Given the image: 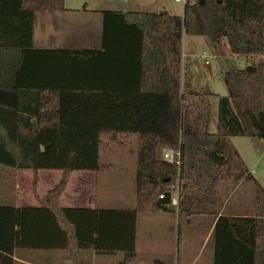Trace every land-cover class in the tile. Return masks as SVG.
<instances>
[{
    "label": "trees",
    "instance_id": "trees-1",
    "mask_svg": "<svg viewBox=\"0 0 264 264\" xmlns=\"http://www.w3.org/2000/svg\"><path fill=\"white\" fill-rule=\"evenodd\" d=\"M65 2L0 0V166L62 173L46 197L35 194L37 207L0 206V264H16L17 250L62 251L70 264H87L79 254L92 250L129 264L138 255V214L160 211L217 218L214 264H264V189L257 185L255 217L220 216V186L254 180L232 138H264V0H188L184 16L105 11L101 50L37 49V14L67 12ZM184 35L215 47L226 40L231 53L260 59L226 73L216 133V95L183 78ZM177 100L180 140L159 125ZM130 138L137 207H63L73 173L107 169L103 149ZM163 148L181 151L180 167L158 158Z\"/></svg>",
    "mask_w": 264,
    "mask_h": 264
},
{
    "label": "rangeland",
    "instance_id": "rangeland-1",
    "mask_svg": "<svg viewBox=\"0 0 264 264\" xmlns=\"http://www.w3.org/2000/svg\"><path fill=\"white\" fill-rule=\"evenodd\" d=\"M66 6L70 11H75L68 17L64 13L54 14L61 19L58 35L55 38L56 47L66 49H99L101 47V37L103 32V12L105 11H126V12H145L151 14L169 13L173 16H184V4L176 0H66ZM38 15L34 25L36 47H47V27L39 24ZM70 20L71 25L64 26L63 21ZM52 26L56 27L55 23ZM45 31V32H44ZM45 33V34H44ZM46 43V44H45ZM54 43V44H55ZM183 62L187 69L188 79L192 86L198 90L208 88L214 96L211 99L212 118L210 131L218 130V109L219 97L227 96L228 90L225 83V75L232 69H242L260 60L258 57H244L231 53L230 48L224 40L222 44L215 47L209 37L190 36L183 37ZM180 103L175 102L172 118L164 117L162 130L170 135H174L178 140L181 139L179 132ZM172 125V132L169 126ZM123 145L107 147L101 152V163L108 166L102 172L91 173L97 179L94 181L97 187L95 205L97 209H133V203L137 196V143L136 139L130 138L123 141ZM233 144L241 153L244 161L253 174L254 180L244 181L236 194L237 204L240 210L247 213H256L258 203L259 188L264 189V138L239 137L233 138ZM5 168V169H4ZM4 170V171H3ZM3 171V173H1ZM16 175V182L21 184V190L26 196L32 198L31 201L25 199V204L31 202L33 207L38 203L33 199L34 194L43 195L51 188L38 184V181L49 178L51 181H60V171H41L37 177L33 173L24 175L23 172L12 168L0 166V193L13 194V184L11 177ZM76 172L75 180L79 174ZM11 177H10V176ZM36 182L35 190H32ZM225 186H234L232 182H224ZM93 185V184H92ZM174 190L173 197H176L178 185L171 186ZM223 188L221 193L229 194ZM10 191L11 193H8ZM68 191V190H67ZM75 191V187L69 189L62 199V206L68 208H81V202L70 199ZM74 196L82 199L81 193L74 192ZM39 196V194H38ZM13 197V196H12ZM87 199L89 202L90 198ZM90 203V202H89ZM10 205V204H7ZM93 206L94 203L88 204ZM194 217V216H192ZM187 216L179 218L177 213L162 214L160 217L145 221L142 214L138 215V240L137 249L140 253L150 254L158 260L170 264H183L184 261H204L202 243L205 240L207 228L204 225H188ZM167 220V221H166ZM186 254V256H185ZM62 251H38L21 250V257L33 264H70L66 262ZM144 256V255H143ZM143 258H146L145 256ZM97 261V259H95ZM147 262V258L144 259ZM93 264V261L92 263ZM95 264H100L97 261ZM145 264V262L141 263Z\"/></svg>",
    "mask_w": 264,
    "mask_h": 264
},
{
    "label": "crops",
    "instance_id": "crops-1",
    "mask_svg": "<svg viewBox=\"0 0 264 264\" xmlns=\"http://www.w3.org/2000/svg\"><path fill=\"white\" fill-rule=\"evenodd\" d=\"M65 6H66V2H65ZM66 9H67V12H64L63 15H66L68 17L72 16L73 13L75 12L72 10L70 11V9H68L67 6H66ZM121 12H126V11H121ZM58 13L59 12H40L37 14L36 21H37L38 15L41 14V16H39V20H40L39 24L42 25L43 27H47V32H46L47 33V35H46L47 39H46V41H49V43L47 44V47H40V48L36 47L35 33H34V44H35V47L37 49H40V50H101L103 48L102 47V43H103L102 40H101V47L99 49H66V48L64 49V48L56 47L57 43H55L56 42L55 38L52 37V35H58V32H56V29H57V31L60 30L59 25L61 23V19L58 16H54V14H58ZM36 21H35V23H36ZM53 22L55 23L56 27L52 26ZM63 24H64V26H66V25L73 24V22L70 20H64ZM61 25H62V23H61ZM34 31H35V29H34ZM102 38H103V32H102L101 39ZM183 78H184V81L190 83V81L188 79L187 69H186V67H184V62H183ZM218 114H219V109H218ZM171 115H172V113H167L164 115V117H170V119H171L172 118ZM164 117H163V119H164ZM161 124H162V122H161ZM172 127H173L172 125L169 126L170 131L172 130ZM209 131H210V128H209ZM210 132L216 133L214 131L213 132L210 131ZM236 138H239V137H236ZM232 142H233V138H232ZM3 171L1 173H3ZM43 171H45V170H43ZM46 171H48V170H46ZM102 171H104V170H102ZM102 171H99V172H102ZM250 171H251V169H250ZM40 172L41 171H39L37 175H39ZM23 173H24V175H28L29 173H32V172H23ZM75 173L76 172H74L72 177H71V182H70L67 190L69 191V189L75 187L74 192L79 191L81 193L80 196H82L83 198L82 199H80L81 197L77 198L76 196H74L75 193L73 192V194L70 196V199H73L78 203L81 202V204L83 206L81 208L97 209L96 205H95V198H96L95 196L97 193V187H96L97 181H96V183H94V181L97 178L95 176L91 175V173H98V172L81 173L78 175L76 180H75V176H74ZM252 173L254 174L255 172L253 171ZM16 175H17V173H14L12 177L9 175L11 177L12 182H14V184H13L14 193L11 195L10 194L7 195V194H5L6 192L5 193L1 192L0 193V206L1 205L14 206L16 208L33 207L30 205V204H32L31 202H33V201H31L32 198L30 197V195L26 196V193L23 190H21V184L16 182ZM34 176H35V174H34ZM61 176H62V173H61ZM35 177H37V176H35ZM60 180H61V177H60ZM38 181L40 182L38 184V187H39V185L43 186V184H44L45 187H47V188H49L48 186H51V188H53L52 190H54L60 182V181L53 182L49 178H47L45 180L41 178L39 180V177H38ZM241 185H242V183L239 184L238 186H236L235 188H233V186L232 187L231 186H225L224 184H222L220 186L221 191L223 190V188L225 189V187H227L226 190L229 193L226 196L224 207L220 213V216H229V217H255L256 216V213H254V212L253 213H247V211H245V210L241 211L240 210L241 207L237 204L238 199L236 201L235 197H236L237 191H238V189H240ZM52 190L49 189L45 195L38 192L39 197L40 198L46 197ZM68 191H66V192H68ZM8 193H11V192L8 191ZM63 197H62V199H63ZM87 197L90 198V200H89L90 203L87 202V204H86L87 199H85V198H87ZM26 198H27V200H29L31 202H28L27 204H25ZM33 199L36 200L35 194L33 196ZM37 203H38V201H37ZM61 203H62V201H61ZM92 203H94L93 206L88 205V204H92ZM7 204H10V205H7ZM136 207H137V196H136L135 202L133 203V209H135ZM133 209H130V210H133ZM124 210H126V209H124ZM139 214L143 215L145 221H153L152 219H154L156 217H160L162 214H170V213L160 211L157 213H139ZM178 216H179V214H178ZM186 216L189 217L186 220L188 225H196L197 224V225L206 226L207 233H206L205 240L202 243V249L203 250L208 249V251H206V253L203 252L202 257L204 258V261L201 264H214L215 250H214L213 232L215 229V224H216L217 218L212 217V216H204V215L203 216H194V217L188 216V215H186ZM179 218H181V217H179ZM137 240H138V230H137ZM137 254L138 255H137L136 259L133 260L132 262H130L129 264H141L143 262H145V264H155V261L159 259L158 257L153 256L154 260H151L150 254L140 253L138 251V249H137ZM79 255H80L82 261L83 260L86 261L87 264H91L92 261H93V264H95L97 261H99L100 264H112V263H115L117 259L121 258V256L114 257V256H109V255H98L92 250L81 251ZM143 255L147 258V262L144 261V259H146V258H143L144 257ZM185 256H186V254H185ZM64 258H65V256H64ZM95 259H97V261H95ZM15 260L17 261L16 264H33L30 262H27L26 260H24V258L21 257V250L16 251ZM158 261H161L164 264H170V263L164 262L163 260H158ZM183 264H199V261H187V262L184 261Z\"/></svg>",
    "mask_w": 264,
    "mask_h": 264
},
{
    "label": "built area",
    "instance_id": "built-area-1",
    "mask_svg": "<svg viewBox=\"0 0 264 264\" xmlns=\"http://www.w3.org/2000/svg\"><path fill=\"white\" fill-rule=\"evenodd\" d=\"M176 2L178 3H183L184 6L187 4L188 0H176ZM160 158L169 163V164H173L176 165L178 167L181 166V151L180 150H174L171 148H163L160 152ZM161 199L164 198V195L160 196ZM172 206L178 208L179 206V187L177 190V195L176 197H173L172 199Z\"/></svg>",
    "mask_w": 264,
    "mask_h": 264
},
{
    "label": "water",
    "instance_id": "water-1",
    "mask_svg": "<svg viewBox=\"0 0 264 264\" xmlns=\"http://www.w3.org/2000/svg\"><path fill=\"white\" fill-rule=\"evenodd\" d=\"M204 3V1H202V4ZM164 13H166V12H162L161 14H164ZM160 127L162 126V124H161V122H160ZM260 128V130L264 133V128H262V127H259ZM160 152H158V154H157V156H158V158H160Z\"/></svg>",
    "mask_w": 264,
    "mask_h": 264
}]
</instances>
